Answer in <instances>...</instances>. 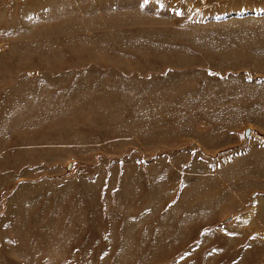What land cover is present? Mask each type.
I'll list each match as a JSON object with an SVG mask.
<instances>
[{"label":"rangeland","instance_id":"374dc122","mask_svg":"<svg viewBox=\"0 0 264 264\" xmlns=\"http://www.w3.org/2000/svg\"><path fill=\"white\" fill-rule=\"evenodd\" d=\"M0 264H264V0H0Z\"/></svg>","mask_w":264,"mask_h":264},{"label":"water","instance_id":"95a60500","mask_svg":"<svg viewBox=\"0 0 264 264\" xmlns=\"http://www.w3.org/2000/svg\"><path fill=\"white\" fill-rule=\"evenodd\" d=\"M249 133H250L249 129L245 130V133H244L245 138L248 137Z\"/></svg>","mask_w":264,"mask_h":264}]
</instances>
